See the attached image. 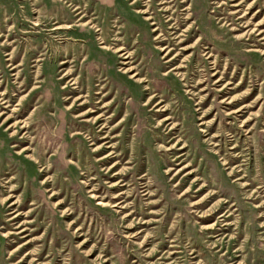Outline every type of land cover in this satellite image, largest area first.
<instances>
[{
	"label": "rangeland",
	"instance_id": "obj_1",
	"mask_svg": "<svg viewBox=\"0 0 264 264\" xmlns=\"http://www.w3.org/2000/svg\"><path fill=\"white\" fill-rule=\"evenodd\" d=\"M0 264H264V0H0Z\"/></svg>",
	"mask_w": 264,
	"mask_h": 264
}]
</instances>
